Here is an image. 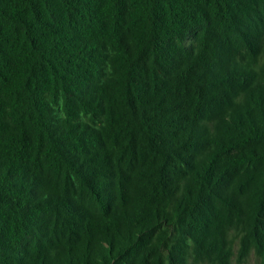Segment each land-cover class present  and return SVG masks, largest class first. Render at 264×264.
<instances>
[{
  "label": "trees",
  "instance_id": "1",
  "mask_svg": "<svg viewBox=\"0 0 264 264\" xmlns=\"http://www.w3.org/2000/svg\"><path fill=\"white\" fill-rule=\"evenodd\" d=\"M264 264V0H0V264Z\"/></svg>",
  "mask_w": 264,
  "mask_h": 264
},
{
  "label": "rangeland",
  "instance_id": "2",
  "mask_svg": "<svg viewBox=\"0 0 264 264\" xmlns=\"http://www.w3.org/2000/svg\"><path fill=\"white\" fill-rule=\"evenodd\" d=\"M248 264H256L254 259H251Z\"/></svg>",
  "mask_w": 264,
  "mask_h": 264
}]
</instances>
